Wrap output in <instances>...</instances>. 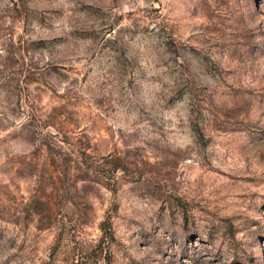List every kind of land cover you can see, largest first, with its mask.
<instances>
[{"label": "rangeland", "instance_id": "obj_1", "mask_svg": "<svg viewBox=\"0 0 264 264\" xmlns=\"http://www.w3.org/2000/svg\"><path fill=\"white\" fill-rule=\"evenodd\" d=\"M0 264H264V0H0Z\"/></svg>", "mask_w": 264, "mask_h": 264}]
</instances>
